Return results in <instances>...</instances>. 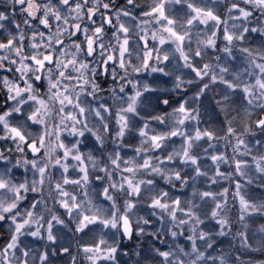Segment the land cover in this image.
I'll list each match as a JSON object with an SVG mask.
<instances>
[{"label": "clouds", "instance_id": "9594fccd", "mask_svg": "<svg viewBox=\"0 0 264 264\" xmlns=\"http://www.w3.org/2000/svg\"><path fill=\"white\" fill-rule=\"evenodd\" d=\"M0 264H264V0H0Z\"/></svg>", "mask_w": 264, "mask_h": 264}]
</instances>
